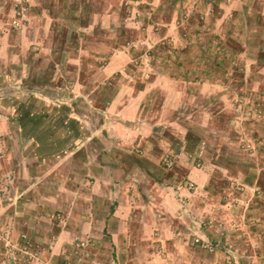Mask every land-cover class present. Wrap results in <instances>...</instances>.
<instances>
[{
    "label": "rangeland",
    "instance_id": "1",
    "mask_svg": "<svg viewBox=\"0 0 264 264\" xmlns=\"http://www.w3.org/2000/svg\"><path fill=\"white\" fill-rule=\"evenodd\" d=\"M64 1L66 6L71 2ZM78 1L80 12H73L71 7L57 10L56 0H0V117L7 118L11 130L18 132L21 139L32 138L37 153L43 148L54 154L68 153L80 145V150L92 147L98 152L105 145L97 139L101 126L96 123L104 114L94 109L93 100L107 90L123 81L139 86L151 72L166 68L170 73L186 72L193 87L205 83L202 90L196 87L187 94L181 107L163 110L164 117H178L186 124H159L155 104L151 113L145 110L141 114H146L151 125L143 124L142 119L121 123L139 136H147L152 128V135L176 142L182 156L169 155L160 161L168 173L182 177L187 164L197 171L209 166V180L198 189L196 182L180 180L198 198L215 204L207 212V219L196 221L197 229L206 227L219 236H224L226 230V236L200 242L194 235L192 241L200 243L209 259L214 260L217 251L221 264H235L239 257L233 242L235 213H264V108L261 98L247 89L264 86V32L259 34L262 44L255 45L256 62L239 59L242 46L235 40V22L229 17L230 12L224 14L225 5H244L249 0ZM250 1L255 6L252 21L254 18V22L264 26V0ZM219 16L226 24L227 33L222 36L211 29ZM172 35L183 37L181 43H172ZM112 57L116 59L113 73L108 77L99 75L98 71ZM88 86L96 87L95 92L87 91ZM242 87L247 92L238 94ZM162 96L156 93L155 100ZM132 122H138L139 132ZM200 138L205 141V148L212 150L194 155ZM163 146L166 148V143ZM131 149L134 153L112 146L110 150L116 152L113 160L140 161L136 154H143L144 146ZM212 152L215 156H210ZM236 157L239 162L235 169ZM79 160L83 165L77 162L73 167L72 194L65 176L70 165L66 161L59 165L63 185L58 192L62 193V200L59 206L48 210L47 221H0V264H175L177 256L169 249L172 239L165 236L163 222H159L162 228H157V237L164 244L152 241L144 231L143 240L159 244L157 248L127 253L111 250L109 237L94 227L96 222L87 220V216L91 217L88 188L93 177L87 167L88 158ZM168 162L171 163L167 165ZM149 168L151 177L145 178L140 169H133L132 179L120 178L127 184L157 177L163 182L157 169ZM154 192L159 197L158 191ZM165 204L172 212L173 203ZM103 209L98 201L96 214L102 215ZM61 229L64 235L57 236ZM178 253L183 254L181 250Z\"/></svg>",
    "mask_w": 264,
    "mask_h": 264
},
{
    "label": "crops",
    "instance_id": "2",
    "mask_svg": "<svg viewBox=\"0 0 264 264\" xmlns=\"http://www.w3.org/2000/svg\"><path fill=\"white\" fill-rule=\"evenodd\" d=\"M69 3L66 6L67 3L64 0H56L55 2L57 10L71 7L73 12H80L78 0H76V3H74V0L69 1ZM233 5H225L226 11L224 14L230 12L229 17L235 22V40L240 43L239 47L242 46V51L238 53L237 57L249 63H254L258 59L255 45L261 43L259 34L262 31L264 32V26L261 23L254 22V18L252 21V14L255 11L252 1L249 0L244 5L235 2V5ZM75 6L77 8L74 11ZM175 11L176 9L173 8L172 12ZM220 12V15H222L223 11L220 10ZM261 13L264 16V8ZM222 18L223 16L216 17L215 23H213L214 26H210L214 33L221 36L227 33L226 24L222 23ZM240 18L243 20H240ZM251 31H255L257 34L251 35ZM236 34L239 36H236ZM182 39L183 37L180 39V37L176 38L175 35H172L170 41L177 43L179 40L180 44ZM115 63L116 59L110 58L102 67V70L98 71L99 75H103V77L110 76L114 71L113 65ZM180 72L179 70L177 73H170L167 68L165 70H154L147 76L149 78L141 80L139 86L135 82L123 81L112 90H107L93 100L94 109H98L104 114V117L96 123L97 126L99 124L101 126L100 133H97V139L105 145L102 151L97 152L92 147L90 150H80L82 146L80 145L68 153L58 154L56 152L54 154L51 149L47 151L44 148L39 151L40 153H37L36 150L34 151L32 138L21 139L18 132L11 130L7 118L0 117V221L20 222L22 219L40 223L47 221L48 210L59 206L62 200V193L58 192V189L61 190V185H63V176L59 165L64 161L70 165L65 176L68 178L66 180L69 184L68 190L72 194L74 185L72 179L73 167L77 162L80 163L79 166H82L83 163L79 158L83 157L88 158L87 167L93 177L88 188V211L91 213V217L88 218L87 216V220L96 222L97 225L95 224L94 227L109 237L111 250L127 253L144 249L150 251L157 248L159 244L153 242L148 244L143 240L144 231H147L148 237L152 241H162L161 237H157L160 234L157 228L160 227L159 222H163L165 236L172 239L170 241L171 245H167L177 256L175 264H183V261L186 264H221V261L217 260V251L213 254L214 260L209 259L200 243L193 244L192 241L194 235H198L200 242L203 239H208V237L224 239V236H226V230L223 231L224 236H219V234L215 235L206 227L197 229L195 226L197 220L207 219V212L211 206L215 207V204L214 202L208 203V200L204 201L202 197L198 198L195 195L196 192L193 193L188 190L180 180V178H183V182H186L187 179L196 182L198 189L203 182L204 185L205 181L209 180V166L197 171L194 166L187 164L182 177H177L174 173H168L160 161L162 157L169 155L182 156V151L176 147L178 146L175 144L176 142L161 139L162 136L158 134L152 135V128L148 131L147 136H139L136 134L137 132L131 131L132 129H128L119 121L130 122L131 120L142 119L143 124L148 123L151 125L152 121L147 119L146 114H141L145 110H147V113H151V107L155 104L158 109L155 117L159 115L161 119V122H158L159 124H174L177 122L186 124L181 119L179 121L178 117L173 119L166 115L165 118L163 110L164 108L175 109L181 107L187 100L186 95L190 94L196 87L198 90H202L205 83H199L193 87L191 86V79L186 77L188 74ZM213 84H215V87H219L217 83ZM95 89L96 87H87V91L95 92ZM247 89L253 96L257 95L258 98H261L260 104L264 108V86H251ZM244 90L243 87L238 88L237 93L240 94ZM156 93L163 95L159 101L155 100ZM15 103L21 104L22 102ZM113 117L118 119L116 121L109 119ZM132 123V127L137 128L136 131L139 132L141 127L137 126L138 122ZM134 134L135 136H132ZM148 142H151V147L148 146ZM165 143L166 148L163 146ZM197 143V148L193 152L194 155H204L208 150L211 152L212 149L205 148L203 138H200ZM139 145L144 146L143 154H136L140 161H137V159H135V162L127 159L122 161V158L113 160V154L115 155L116 152L112 153V150H110L112 146L118 150L133 152L131 148ZM61 151L64 150L61 149ZM129 155L134 157L133 154ZM212 155L215 156V152L210 154V156ZM236 158L235 169L239 162V157ZM170 163L168 162L167 165ZM209 164L212 165L210 161ZM152 166L157 169L158 175L161 174L163 182H160L161 177H157V180L152 179L149 182L146 179L137 180V184L124 182V179H132L133 169H140L145 174L143 175L145 178L146 176L151 177L149 167ZM239 172H244V170L240 169ZM99 173L103 175H97ZM113 179L117 182H114ZM166 180L168 182H165ZM117 188H119L118 191H113ZM180 189H183V191H180ZM155 190L158 191L157 195L159 197L154 196L156 195ZM113 195H117V198H113ZM111 199H114L117 203ZM98 201H101L104 208L102 215L96 214ZM165 201H168V205L171 202L173 203L172 207L174 209L172 212ZM112 206H114L113 209ZM147 208L154 213L148 212ZM92 213L94 216H92ZM181 223L184 225H181ZM45 226L48 227L47 224ZM17 227L19 228V225ZM220 233L222 234V232ZM62 235H64V229H61V232L57 234V236ZM129 238L132 239L129 240ZM233 239L235 254L239 253V257L235 259V264L264 263V213L246 214L236 212L235 236H233ZM162 242L164 244L165 241ZM178 250H181L183 254H179Z\"/></svg>",
    "mask_w": 264,
    "mask_h": 264
},
{
    "label": "trees",
    "instance_id": "3",
    "mask_svg": "<svg viewBox=\"0 0 264 264\" xmlns=\"http://www.w3.org/2000/svg\"><path fill=\"white\" fill-rule=\"evenodd\" d=\"M120 122H126V121H123V120H119Z\"/></svg>",
    "mask_w": 264,
    "mask_h": 264
}]
</instances>
